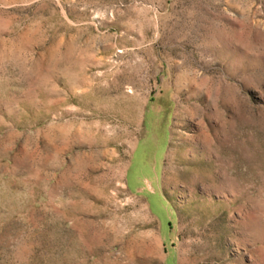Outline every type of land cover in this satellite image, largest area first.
<instances>
[{
    "label": "rangeland",
    "instance_id": "1",
    "mask_svg": "<svg viewBox=\"0 0 264 264\" xmlns=\"http://www.w3.org/2000/svg\"><path fill=\"white\" fill-rule=\"evenodd\" d=\"M0 264H264V0H0Z\"/></svg>",
    "mask_w": 264,
    "mask_h": 264
}]
</instances>
